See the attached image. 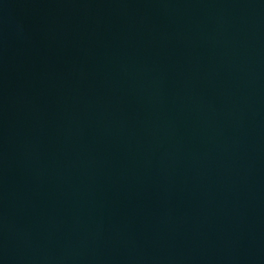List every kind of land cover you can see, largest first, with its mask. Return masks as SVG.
Listing matches in <instances>:
<instances>
[{
	"label": "water",
	"instance_id": "95a60500",
	"mask_svg": "<svg viewBox=\"0 0 264 264\" xmlns=\"http://www.w3.org/2000/svg\"><path fill=\"white\" fill-rule=\"evenodd\" d=\"M0 264H264V0H0Z\"/></svg>",
	"mask_w": 264,
	"mask_h": 264
}]
</instances>
